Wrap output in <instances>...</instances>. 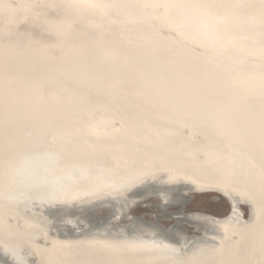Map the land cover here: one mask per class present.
Wrapping results in <instances>:
<instances>
[{
	"label": "bare ground",
	"instance_id": "obj_1",
	"mask_svg": "<svg viewBox=\"0 0 264 264\" xmlns=\"http://www.w3.org/2000/svg\"><path fill=\"white\" fill-rule=\"evenodd\" d=\"M118 2L137 4L145 0ZM167 2L182 4L191 0ZM19 31L20 47L9 48L7 53L13 65L15 107L10 122L0 125V264H6L7 259L16 262L19 257H11L13 247L24 249L21 259L27 264H72L90 243L117 241L94 234L85 236L105 231L109 224L83 229L81 224L88 223L78 213L58 219L56 233L68 234L66 224H71L73 232L82 236L52 238L43 228L36 230L18 209L24 199L31 201V208L36 210H64L95 199L103 204L122 202L128 207L140 196L125 199L121 193L144 182L181 184V191L191 188L208 193L218 189L201 187L194 181H205L209 173L219 174L224 169L229 170L240 189L255 182L260 167L258 154L249 158L245 150H233L221 142L225 127L222 116L250 106L241 101L250 92L251 70L264 63L258 55V35L245 34L239 44L229 43L228 52L217 54L213 49L221 48V43L204 35L208 29L202 23L198 26L176 9L160 13L141 9L106 23L74 10H53L46 18L22 22ZM102 40L116 41L120 51L103 49ZM195 84H202L211 99L193 91ZM172 88L182 97H195L198 107L193 109L191 102L176 100L171 91L164 93L172 97L170 108L152 102L157 89ZM194 111L195 119L190 115ZM37 147L54 154V169L60 172L46 181L51 182L52 192L31 196L18 185L15 165L19 155ZM161 158L170 160L172 168L183 170L176 179H170L164 167L155 166ZM227 158L228 162L220 163ZM63 175H70L76 187L66 183L58 185L56 191L55 181L62 184ZM131 180L135 183L114 188L123 184L121 181ZM108 185L113 190L102 189L100 193ZM153 193L163 200L169 196L179 202L182 198L170 196L169 190L162 188ZM9 197L13 201L5 200ZM227 199L229 204L222 216L188 210V206L182 209L177 204L154 227L158 232L180 218L187 219L188 225L180 234L186 240L168 245L177 250L191 248L187 257L195 254L201 264H224L244 247L251 235L245 229L257 219L250 199L238 194L234 200ZM121 206L116 211L107 209L105 219L119 216ZM137 208L148 210L141 205ZM137 208L127 214L121 226L131 220L154 223L151 213L140 214ZM231 209V214L243 223L226 221ZM96 215L101 218L100 213ZM31 231L40 240L32 239ZM149 234L151 231L145 233ZM212 239L218 242L207 249L194 246ZM167 256L151 253L147 246L136 258L142 264H167L171 260Z\"/></svg>",
	"mask_w": 264,
	"mask_h": 264
},
{
	"label": "snow or ice",
	"instance_id": "obj_2",
	"mask_svg": "<svg viewBox=\"0 0 264 264\" xmlns=\"http://www.w3.org/2000/svg\"><path fill=\"white\" fill-rule=\"evenodd\" d=\"M141 9L155 13L168 12L172 9L182 11L188 20L194 21L198 26L202 23L208 29L204 33L206 37L221 43V48L213 49L217 54L228 52L229 43L239 44L240 38L245 34L258 35V55L264 59V0H191L182 4L170 3L167 0H154V2L145 0L137 4L118 2V0H72V2L68 0H0V53L3 54V58L0 59V125L6 126L10 122L12 109L15 107L16 88L11 78L13 65L7 53L9 48L20 47L19 26L22 22L46 18L47 13L53 10H74L84 17L97 18L106 23L110 19H120L131 11L138 12ZM101 46L108 51H120L116 41L102 40ZM135 74L131 77L133 83ZM160 79L163 81L164 77L161 76ZM248 79L250 92L241 103H248L250 106L236 108L222 116L225 127L224 140L221 143L229 144L233 150L236 148L245 150L249 158L258 154L260 167L255 182L240 189L237 187V182L230 177L228 169L222 170L219 174L209 173L205 181H194L201 187L217 188L229 199H236L237 194L245 196L250 199L254 214L257 216L256 221L245 229L251 235L244 247L224 264H264V63L255 65ZM156 91V99L152 102L158 107L165 109L171 107L172 97L165 95V91H171L176 100L191 102L193 109L198 107L195 97H182L175 88ZM193 91L200 92L211 99L202 84H195ZM190 115L195 119L197 113L194 111ZM221 151H223L222 148ZM229 159L220 163H226ZM170 165V160L161 158L155 166L164 167L170 179H176L178 173L183 170L172 168ZM146 247L138 241L94 242L83 249L72 264H142L136 256ZM169 251L173 259L167 264H201L195 259V254L192 257H183L174 249ZM15 264H26V262L18 258ZM32 264L35 262L33 261ZM42 264L47 262L42 261Z\"/></svg>",
	"mask_w": 264,
	"mask_h": 264
},
{
	"label": "water",
	"instance_id": "obj_3",
	"mask_svg": "<svg viewBox=\"0 0 264 264\" xmlns=\"http://www.w3.org/2000/svg\"><path fill=\"white\" fill-rule=\"evenodd\" d=\"M48 152V153H47ZM16 166V173L15 177L17 178L18 185L23 189L24 191H29L31 196L35 195V193L38 194H44L46 192H49L51 190L52 192V184L49 181L50 178H54L55 174L60 172L59 170H55V156L51 152L47 151L43 147H37V148H31L26 153H23L19 155V161L15 165ZM51 168H53L51 170ZM12 171V170H11ZM64 174V173H63ZM76 174H78L76 172ZM62 184L58 181H55L57 183L56 185V191H59L60 188H57L58 185L64 186L63 184H73L71 180L70 175H63L62 176ZM99 179V178H98ZM97 181L99 182V180ZM72 182V183H71ZM135 183L134 180H131L129 182L120 184L118 186H114V188L118 189L122 186H126L128 184ZM176 185V186H175ZM181 184H159V183H150V182H144L137 184L134 186V188L127 189V191L122 192V197L128 198L132 196H140L138 200H134L132 203L130 202L128 204V207H124L122 202H111V204H103L100 200H94L95 202H89L88 204H80L78 206L71 205L70 208H66L64 210H58L54 208H47L44 207L42 210H36L31 208V201L23 200L24 202L19 203V210L22 211V213L32 222V226L36 228V230L42 229L47 232V234L52 238H58V239H65V238H78L79 236H82L80 232H73L74 226L71 224L67 225V231L68 234L65 232H58L56 233V228L58 227V224L56 221L62 216H65L66 214H74L78 213L80 216L83 217L84 220L88 223V225H83L84 228H91L94 226H101L106 224V222L109 224V226L105 229V231L101 232H92V233H85V236H89L91 234L104 237V238H110L114 240H131V241H138L146 246H149L151 249V253H164L167 254V257H170L173 259L172 253L169 251L170 249L176 250V252L180 253L183 257L188 256V252L191 248H187L184 250L183 248L180 250L175 249L174 247H171L168 245L167 242H172L174 244H180L185 239V237H181L180 234L182 231H184L186 228L185 226L188 225V220L180 218L177 223L171 225L167 229L158 230L154 227V224H157L158 221L162 220L164 216L167 215V213L171 210V208L175 207L177 204H180L182 206V209L185 207L191 205L193 202L194 197L196 196H204V195H213L215 199H211V203L213 204H219L221 202H224L225 205L229 204L228 199L224 196V194L219 191L215 190L208 193H199L193 189H187L186 191H181V187L179 186ZM68 187H71L72 185H67ZM42 188H45L43 191L40 192ZM167 189L170 192V196L178 197V195L182 196L181 200L179 202H176L174 200H170L169 196L166 200H163L161 196L156 195L153 193V191H156L158 189ZM104 190H113L112 186H103L100 189V193ZM47 190V191H46ZM77 197V196H72ZM2 199V198H1ZM5 200L11 202L13 201L11 197L5 198ZM212 200L214 202H212ZM144 201H147L143 203ZM110 203V202H109ZM121 206V211H117L119 213V216H115V219L113 220H106L105 219V212L107 209L113 208V210L116 211V208ZM142 206L143 209H148L151 211V217L153 218L154 223H144L140 222V220H131L126 226H121V222L127 219V214L129 212H132L135 208L138 206ZM241 206L246 207V205L241 203ZM114 212V211H113ZM232 209L229 210V213L225 216L226 221L228 223H243L244 220L241 218H238L231 214ZM100 213L101 218H97L96 214ZM97 216V217H96ZM151 224V225H150ZM214 225H216L214 223ZM111 227V228H110ZM151 234L145 235V233L150 232ZM211 233L212 230H209ZM215 234H218L217 232H214ZM220 235L222 233H219ZM30 237L32 239H39L36 238V234L32 231L30 232ZM161 239V241H159ZM40 240V239H39ZM42 242V241H41ZM216 240L212 239L211 241L207 240H201L200 242H197L195 247H200L202 249H207L209 246H211L213 243H215ZM218 242V241H217ZM216 242V243H217ZM158 249V250H157ZM24 249L20 247H13L12 248V258L14 257H23L22 254H24ZM2 257V256H0ZM6 259V258H5ZM6 264H15V262H10L8 259L6 260ZM27 264V263H26Z\"/></svg>",
	"mask_w": 264,
	"mask_h": 264
},
{
	"label": "rangeland",
	"instance_id": "obj_4",
	"mask_svg": "<svg viewBox=\"0 0 264 264\" xmlns=\"http://www.w3.org/2000/svg\"><path fill=\"white\" fill-rule=\"evenodd\" d=\"M211 199H214V197L212 195H204V196H196L193 199V202L191 203V205L189 206V209H196V210H201L207 213H210L212 215H220L223 214L225 211V203L221 202L219 204H213L211 203ZM212 202H214L212 200ZM140 211L138 213L142 214L143 212L147 213V215H149L151 213L150 210H143L141 208H137ZM172 210V209H171ZM222 216V215H220ZM164 222V221H162ZM164 225H166V222L163 223Z\"/></svg>",
	"mask_w": 264,
	"mask_h": 264
}]
</instances>
